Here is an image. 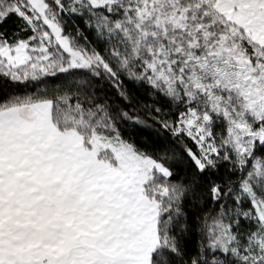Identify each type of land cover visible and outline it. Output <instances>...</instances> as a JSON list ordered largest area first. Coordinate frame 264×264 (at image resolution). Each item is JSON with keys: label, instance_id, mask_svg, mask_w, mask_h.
<instances>
[{"label": "snow or ice", "instance_id": "obj_1", "mask_svg": "<svg viewBox=\"0 0 264 264\" xmlns=\"http://www.w3.org/2000/svg\"><path fill=\"white\" fill-rule=\"evenodd\" d=\"M0 264H264V0H0Z\"/></svg>", "mask_w": 264, "mask_h": 264}]
</instances>
